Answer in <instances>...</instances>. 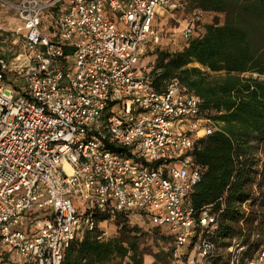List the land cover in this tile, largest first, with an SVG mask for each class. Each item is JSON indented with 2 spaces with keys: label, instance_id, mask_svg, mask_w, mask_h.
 I'll return each instance as SVG.
<instances>
[{
  "label": "built area",
  "instance_id": "built-area-1",
  "mask_svg": "<svg viewBox=\"0 0 264 264\" xmlns=\"http://www.w3.org/2000/svg\"><path fill=\"white\" fill-rule=\"evenodd\" d=\"M62 1L4 2L22 33L0 52V261L61 264L109 223L96 214L140 212L173 236L164 264H264V246L244 260L236 241L217 247L218 214L188 202L201 180L195 146L219 124L177 78L156 87L153 59L136 71L160 45L156 19L184 0ZM205 14L172 52L203 34Z\"/></svg>",
  "mask_w": 264,
  "mask_h": 264
},
{
  "label": "trees",
  "instance_id": "trees-1",
  "mask_svg": "<svg viewBox=\"0 0 264 264\" xmlns=\"http://www.w3.org/2000/svg\"><path fill=\"white\" fill-rule=\"evenodd\" d=\"M184 5L192 12L222 14L223 22L215 18L181 51H149L158 71L153 72V84L177 78L219 124L195 146L201 180L188 202L196 210L210 206L218 214L214 243L227 248L237 239L244 260L261 248L264 237V0H184ZM130 216L96 214L98 222L108 220L116 227L114 235L99 238L102 231L96 228L69 246L61 264H144L147 254L156 264L166 263L173 236L155 226L145 234ZM147 235L157 240L160 250L152 253L144 244Z\"/></svg>",
  "mask_w": 264,
  "mask_h": 264
},
{
  "label": "rangeland",
  "instance_id": "rangeland-1",
  "mask_svg": "<svg viewBox=\"0 0 264 264\" xmlns=\"http://www.w3.org/2000/svg\"><path fill=\"white\" fill-rule=\"evenodd\" d=\"M16 0H0V36H3L1 42L3 45V52L5 54H13L15 50H17L21 46V38L19 37L22 33L21 26L17 24V20L15 17V13L10 10L4 2H15ZM68 0H63L62 4L66 3ZM194 15V12L190 11L185 5L182 6L178 11L172 13H165L163 16L156 19V32L160 38V45L154 46L152 43H149L145 56L142 57L136 65V71L141 73V68L146 66L148 61L152 56L149 55V51H153L155 47H158L160 50L171 51L175 50L178 46V39L182 37L183 29L186 24ZM217 18L219 23L223 22L222 14H205L203 16V24L204 26L211 24L214 22V19ZM16 43H13V42ZM2 43V44H3ZM194 67H198V65H191ZM214 75V74H212ZM72 202L74 205H78L80 203L78 198H72ZM245 208L248 210V203H246ZM84 206H81V211H83ZM131 222L136 224L139 228H142L146 233L147 227H153V224L150 222L149 216L145 217L140 212H132L131 213ZM99 228L102 232H106L105 236H101L103 239H107L114 235L116 231V227L113 226L111 222L109 223H101ZM261 238V237H260ZM255 237L250 240V242L254 241ZM157 240L150 237L149 235L145 236L144 244L150 245V250L152 253L160 250L159 244L156 242ZM239 242L237 239L233 240ZM261 246H264V237L261 239ZM223 249V247H222ZM246 249V247H245ZM194 252H192V256ZM144 264H156L154 257L150 254L145 255L143 259Z\"/></svg>",
  "mask_w": 264,
  "mask_h": 264
},
{
  "label": "crops",
  "instance_id": "crops-1",
  "mask_svg": "<svg viewBox=\"0 0 264 264\" xmlns=\"http://www.w3.org/2000/svg\"><path fill=\"white\" fill-rule=\"evenodd\" d=\"M0 264H21V258L16 256H10L0 261Z\"/></svg>",
  "mask_w": 264,
  "mask_h": 264
},
{
  "label": "bare ground",
  "instance_id": "bare-ground-1",
  "mask_svg": "<svg viewBox=\"0 0 264 264\" xmlns=\"http://www.w3.org/2000/svg\"><path fill=\"white\" fill-rule=\"evenodd\" d=\"M162 14V13H161Z\"/></svg>",
  "mask_w": 264,
  "mask_h": 264
}]
</instances>
